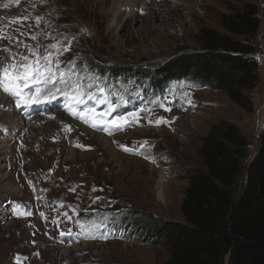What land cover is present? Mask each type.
<instances>
[{"label": "rangeland", "instance_id": "374dc122", "mask_svg": "<svg viewBox=\"0 0 264 264\" xmlns=\"http://www.w3.org/2000/svg\"><path fill=\"white\" fill-rule=\"evenodd\" d=\"M34 1L39 4L20 0L12 5L7 0L4 7V0H0V28L7 16L14 17L13 21H7L3 31L29 44L38 43L41 51L57 41L70 42V50L60 56L61 67L71 68L68 62L75 61L74 72L85 78V85L91 77L77 70L83 56L78 48L101 64L146 68L175 54L200 49L198 34L203 27L228 33L221 23L223 13L249 1L263 3V0H148L150 5L134 8V17L125 16L129 9L122 8L117 23L111 25L113 14L104 11L100 0H75L74 11L69 5L71 0ZM152 1L158 6L154 7ZM24 8L42 17L43 24L28 17L32 12L24 15L26 20L19 17ZM12 26L19 31H13ZM29 30L39 31L37 41L30 39ZM0 48H10L12 53L25 52L7 39L0 40ZM256 48L254 56L259 63L261 82L251 91L252 112L233 102L225 91L209 85L196 86L180 79L169 85L168 91L151 96L150 92L144 94L141 82L115 84L110 90L98 84L106 76L92 74L91 91L100 99L107 96L112 103L119 104L108 119L138 113V123L132 120L107 133L71 115L65 109L63 95L16 107L12 98L0 91L4 96L0 101L11 105L9 109L0 103V116L8 114V120L0 118V264L165 261L167 249L148 238L141 227L129 226L124 220L136 221L139 217L134 214H139L185 221L181 204L188 186L187 176L203 164L202 142L190 136L207 134L221 121L236 124L248 138L244 171L239 179L238 190L241 189L264 131L262 30L256 38ZM8 60L9 54L0 51V61ZM97 85L105 89L103 94L97 91ZM87 105L95 108L97 114L106 112L108 107L99 100L87 101ZM83 109L84 105L78 106V110ZM160 118L163 121L156 123ZM66 125L71 131H65ZM94 133L108 138V143H97ZM121 146L135 150L125 151ZM161 176L165 178L164 191L159 196ZM17 205L24 206L23 211H31L32 215L13 214ZM40 212L47 218H42ZM65 212L71 219L64 216ZM97 217L110 223L121 222L130 230L104 231L98 237L80 239L77 229L81 226L77 221L99 224ZM53 219L59 221L58 226L52 223ZM69 235L72 237L67 238Z\"/></svg>", "mask_w": 264, "mask_h": 264}, {"label": "trees", "instance_id": "16d2710c", "mask_svg": "<svg viewBox=\"0 0 264 264\" xmlns=\"http://www.w3.org/2000/svg\"><path fill=\"white\" fill-rule=\"evenodd\" d=\"M221 23L228 33L203 27L198 34L201 48L197 51H184L141 69L101 64L78 48L83 56L77 70L91 78L92 74L106 76L98 84L110 90L115 84L141 82L142 91L152 93L151 96L168 91V86L180 79L196 86L209 85L225 91L233 102L252 112L251 91L261 82L254 54L261 30L264 47V0L262 5L249 1L223 13ZM119 91L120 88L115 90ZM190 137L202 142L203 164L187 176L181 204L185 221L134 213V217H139L136 221H124L141 227L148 238L167 249L168 258L160 264H225L226 257L227 264H264V131L240 190L249 142L239 127L221 121L207 134ZM95 220L103 226L96 235L130 230L120 221L110 223L99 217ZM80 233L90 236L94 230L80 227Z\"/></svg>", "mask_w": 264, "mask_h": 264}, {"label": "snow or ice", "instance_id": "6c2138e0", "mask_svg": "<svg viewBox=\"0 0 264 264\" xmlns=\"http://www.w3.org/2000/svg\"><path fill=\"white\" fill-rule=\"evenodd\" d=\"M4 7H7V5L5 4ZM23 19L26 20L27 17ZM41 20L42 17H36L37 24ZM20 35L22 36L23 33ZM28 35L31 40L37 41L38 34L29 33ZM3 39H8L17 48L22 47L25 50V52L12 53L10 48H0V51L9 54L7 62L0 61V91L10 96L16 107L39 103L42 98L54 99L59 94L65 97V109L71 115L78 116L93 129L99 128L104 132L111 133L113 128H121L132 120H136L137 123L139 122L137 112H128L124 115L108 119V116L119 107V104L112 103L107 96H104L103 99L97 97L91 91L93 87L92 78H89L90 82L85 85L83 82L85 78L74 72L75 61L68 62L72 65L71 68L61 67L63 61L60 59V56L62 52L70 50V42L66 41L64 44H61L57 41L43 47V51H41L42 46L38 43L35 45L29 44L20 39L19 36L13 37L0 28V40ZM97 91L103 94L105 89L97 85ZM90 100H99L100 103H106L108 106L106 112L97 114L95 108L88 107L87 101ZM120 100L123 102L122 96ZM79 105H84L82 111L78 110ZM161 121H163V118H160L156 123H160ZM149 123H152V121L149 120ZM65 131H71L70 127L66 125ZM76 146L83 147L82 145ZM121 147L125 151L135 150L129 149L126 146ZM28 183L32 184L31 181H28ZM96 190L93 188V191ZM70 191H75V189H70ZM97 199H100V197H97ZM23 207L22 205H17L18 210H14L13 214L17 216L32 215L31 211H23ZM60 207H64V205L61 204ZM40 216L45 219L47 218L44 212H40ZM64 216L67 219H71L67 212L64 213ZM52 223L58 226L59 221L53 219ZM77 223L80 224L82 229L90 226L93 230H97L102 226L94 222L90 223V225L80 221H77ZM63 234L61 233V235ZM36 255H39V253H36Z\"/></svg>", "mask_w": 264, "mask_h": 264}, {"label": "bare ground", "instance_id": "6f19581e", "mask_svg": "<svg viewBox=\"0 0 264 264\" xmlns=\"http://www.w3.org/2000/svg\"><path fill=\"white\" fill-rule=\"evenodd\" d=\"M6 1L7 0H4V5L5 4H7L6 3ZM11 1V3H12V5H13V2H19L20 0H10ZM30 1V3L32 2V3H34V5H37V4H39V2H37V1H34V0H27V2H29ZM101 1V4H102V7H104V11L106 12V13H109V14H113V17H112V20H111V25H114L115 23H117V16L119 15V14H121V13H123L122 12V8H124V7H128V11H127V13L126 12H124L126 15L125 16H127V17H134L135 16V10H134V8L135 7H137V8H140L141 6L144 8V6H145V4H148V5H150L149 4V2H148V0H100ZM154 1V0H153ZM152 1V3H153V5H154V7H156V6H158V5H156L154 2ZM70 2V1H69ZM21 4H22V2H21ZM20 4V5H21ZM1 5H3V4H1ZM19 5V6H20ZM69 5L71 6V10L72 11H74L75 9H76V1L75 0H71V2L69 3ZM69 5H68V7H69ZM118 5H120V7L117 9V7H118ZM160 6V5H159ZM10 8V7H9ZM13 8H15V7H13ZM25 9V8H24ZM116 9V10H115ZM156 9V8H155ZM32 10V9H31ZM31 10H27V9H25V11L24 12H21L20 14H19V17H24V15H26V14H30L31 12V14L28 16V17H34V18H36V17H38L37 16V14H35L33 11H31ZM69 10V9H68ZM16 17V16H15ZM13 18L14 17H11V16H7L6 17V20H5V18H4V22L2 23V29H4L6 26H7V21L9 20V21H13ZM20 19V18H19ZM42 24H43V21H40ZM13 28H14V30L13 29H11V30H13V31H17V30H15V26H12ZM30 31V33H32V34H36V33H38L39 31H31V30H29ZM42 34H44V31H40ZM8 34V33H7ZM29 34V33H28ZM8 40V39H7ZM10 42V41H9ZM8 43V42H7ZM3 95L0 93V100L1 99H3ZM0 103H3L4 105H5V108H9V109H11V105H10V103L8 102V101H5V102H1L0 101ZM1 105V104H0ZM3 105V106H4ZM2 106V105H1ZM0 106V107H1ZM23 110V109H22ZM8 114H6V113H2V115L0 116V118H2L3 119V117H5L6 118V116H7ZM7 120H8V118H6ZM5 119V120H6ZM10 123V122H9ZM94 139H95V141L97 142V143H100V144H106V143H108V141H109V139L108 138H106V137H104V136H102L101 134H99V133H94ZM161 181L160 182H162V185H160V187L162 188V186H163V182H164V180H165V178H164V176H161ZM159 189V191H158V195L159 196H162V190L164 191V189L162 188V189ZM163 195H164V193H163ZM74 249V248H73ZM70 250H72V249H70ZM74 254V253H73Z\"/></svg>", "mask_w": 264, "mask_h": 264}]
</instances>
